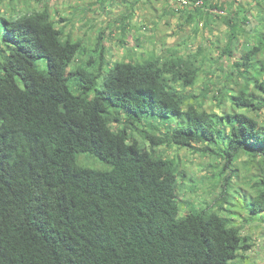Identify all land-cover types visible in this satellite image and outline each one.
Wrapping results in <instances>:
<instances>
[{"label":"trees","instance_id":"1","mask_svg":"<svg viewBox=\"0 0 264 264\" xmlns=\"http://www.w3.org/2000/svg\"><path fill=\"white\" fill-rule=\"evenodd\" d=\"M10 1L0 12V264H236L251 251V237L222 216V203L245 156L262 175L248 182L243 221L264 222V97L249 93H264L263 26L246 31L253 16L233 9L234 0L174 7L191 24L203 15L201 1L226 27L219 56L227 64L211 88L195 93L201 48L110 63V28L88 49L56 25L47 5L21 13ZM139 1L122 14V45ZM251 1L260 18L264 0ZM254 29L261 33L247 40ZM213 90L221 114L207 111ZM174 146L219 162L210 166L220 168L222 198L179 215L188 206L178 196L185 173L159 153ZM80 154L107 169L81 166Z\"/></svg>","mask_w":264,"mask_h":264},{"label":"rangeland","instance_id":"2","mask_svg":"<svg viewBox=\"0 0 264 264\" xmlns=\"http://www.w3.org/2000/svg\"><path fill=\"white\" fill-rule=\"evenodd\" d=\"M15 7L21 13L30 11H40L45 5L48 6L52 18H54L56 25L59 28H64L66 34H70L75 40H82L88 49H93L98 33L103 29L110 28L112 35L105 39V59L107 62L126 60L141 61L142 59L153 58L155 55H160L162 58H168L166 49H170L177 57H186L194 54L198 48L203 50L201 59L196 64L202 67L199 80L192 92L198 93L203 85H209L216 82L221 75L222 64L226 66L227 58L222 59L220 53L226 45V27L216 17L219 13L214 10H209L208 13L204 7L199 6L204 12L203 15L194 20L191 24H185L181 14L175 13L172 10L171 0H140L135 4L131 10V26L129 28L130 34L125 38V44L120 43L121 34L120 26L123 24L122 14L130 11L134 0H105L103 3L100 0H13ZM227 1V0H216ZM236 3L233 9L244 10L250 13L251 23L246 26V31L253 28L255 24L262 27L264 33V5L262 4V15L260 18L256 17L257 10L260 8L251 4V0H234ZM10 0H0V12L2 13L9 7ZM12 5V4H11ZM189 8V6H184ZM217 14V15H216ZM253 14V15H252ZM221 16V13L219 14ZM65 17L66 21H60V18ZM208 21L204 26L205 22ZM261 33L260 29H254L252 32L246 33L247 40L255 33ZM245 35H240L239 40L243 42ZM255 39H253L254 41ZM256 41V40H255ZM242 55V52L237 51L236 57ZM86 56L82 65L86 62ZM230 63V61H229ZM41 68L45 66V61L39 62ZM106 66L104 70H106ZM100 80V79H99ZM212 85L208 87L211 88ZM249 93L258 98H263L264 93H260L253 86L249 87ZM238 91V90H237ZM207 103V111L217 112L218 101L215 99L217 95L215 90L212 91ZM230 92V90H229ZM221 100V98L219 99ZM221 110L226 109L220 107ZM263 113L257 117L262 119ZM176 121H174L175 125ZM133 137L140 140L138 132L133 133ZM143 143V142H142ZM145 144V143H143ZM159 153L164 158H174L176 160L177 170L184 172L185 176L179 180L178 196L183 204L181 205L179 215L182 216L184 212L190 209V206L195 208H203L210 206L217 198H222L221 192L223 190L221 183L223 180L217 177L220 174V168L210 166L211 164H219L213 162L209 155L194 154L183 148H159ZM247 160L245 156L241 157L238 163L232 167L235 170V176L232 177L226 203H222L224 207L222 216L233 220V224L242 227L243 236H250L254 247L251 251L240 253L241 257L236 264H264V222L260 219L253 222L244 223L247 217L248 203L251 201V191L249 183L252 176L259 177L261 172L257 168L246 167L244 162ZM78 163L81 166L94 169L106 170L103 165L96 159L89 158V156L80 154ZM246 167V168H245ZM238 170V171H236ZM230 170L227 169L223 176L229 175ZM221 182V183H220ZM248 184V185H247ZM237 190L235 191L234 189ZM235 191V192H234ZM222 196V197H221ZM246 197V198H245ZM216 206L214 210H217ZM264 216V215H263Z\"/></svg>","mask_w":264,"mask_h":264},{"label":"built area","instance_id":"3","mask_svg":"<svg viewBox=\"0 0 264 264\" xmlns=\"http://www.w3.org/2000/svg\"><path fill=\"white\" fill-rule=\"evenodd\" d=\"M172 4L175 6V7H178V8H181V7H184V6H189V2L188 0H172ZM202 2L201 1H197L195 3V6H201Z\"/></svg>","mask_w":264,"mask_h":264},{"label":"clouds","instance_id":"4","mask_svg":"<svg viewBox=\"0 0 264 264\" xmlns=\"http://www.w3.org/2000/svg\"><path fill=\"white\" fill-rule=\"evenodd\" d=\"M172 1V0H171ZM173 3V2H172ZM173 5V4H172Z\"/></svg>","mask_w":264,"mask_h":264}]
</instances>
